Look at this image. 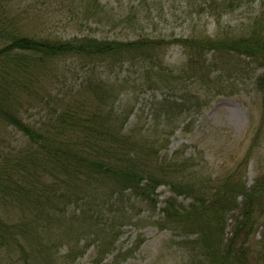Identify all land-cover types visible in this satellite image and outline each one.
<instances>
[{
    "label": "trees",
    "instance_id": "obj_1",
    "mask_svg": "<svg viewBox=\"0 0 264 264\" xmlns=\"http://www.w3.org/2000/svg\"><path fill=\"white\" fill-rule=\"evenodd\" d=\"M11 1L0 0V140L5 141L13 131L21 138L22 147L17 153L0 156V204L9 201L17 206L19 217L10 221L0 216V254L6 251L10 258L28 249L31 264H46L55 247L49 245L57 244L59 237L69 232L95 228L103 238H110L116 226L109 229L102 223L106 205L123 206L126 191L151 200L159 187L168 184L172 196L162 210L164 226L186 237L194 236L184 244L189 264H264V176L258 177L251 189L230 178L205 180L190 160L179 156L160 159V149L152 137L124 133L128 117H119L114 104L120 89L131 81L107 83L99 68L114 71L126 65L133 69L143 61L156 62L164 42L140 36L127 41L29 36L22 28L27 15L12 14L8 7ZM51 1L58 0L38 2L45 6ZM223 5L208 0L211 11ZM224 7L232 8V2ZM179 43L189 49L191 75L198 77L200 73V79L207 70L202 60L209 54L212 66L225 65L223 60L231 57L243 59L239 61L242 68L251 63L264 66L261 18L238 34L179 39ZM71 58L90 75L79 84L81 90L71 88L62 93L59 89L66 85V73L58 65ZM140 80L150 89L183 81L181 77L168 79L164 68L153 65L133 83L139 85ZM256 85L264 106V74ZM197 105L191 96L167 97L156 105L159 115L154 120L161 116L172 120L192 112ZM33 110H43L45 115L34 119ZM184 195L191 198L187 206L179 201ZM73 202L89 207L83 217L65 216ZM126 217L120 208L117 219ZM230 218L233 229L229 234ZM260 219L261 238L254 245L251 239ZM48 228L61 232L56 242L47 245L51 232H42Z\"/></svg>",
    "mask_w": 264,
    "mask_h": 264
},
{
    "label": "rangeland",
    "instance_id": "obj_2",
    "mask_svg": "<svg viewBox=\"0 0 264 264\" xmlns=\"http://www.w3.org/2000/svg\"><path fill=\"white\" fill-rule=\"evenodd\" d=\"M36 1L39 0H12L8 5L12 14L17 11L27 15L21 26L29 36L62 41L83 37L127 41L140 36L164 42L162 56L156 62L143 61L133 69L129 65L114 71L99 68L101 78L107 83L131 81L120 89L114 104L119 117H128L125 134L152 137L151 141L160 149V159L168 161L179 156L190 160L205 180L230 178L251 189L256 179L264 176V106L256 85L264 74V66L251 63L242 68L239 61L243 59L238 61L235 57L225 58V65L212 66L209 54L202 60L207 70L200 79V73L198 77L191 75L194 73L188 69L189 49L179 43V39L238 34L255 19L264 21V0H218V4L224 5L232 2V8L223 5L215 11L208 9V0H58L45 6ZM94 1L98 4L95 8ZM64 61L58 68L66 73V85L59 92L81 90L79 84L90 74L76 59ZM151 65L164 68L168 79L181 77L183 81L176 85H153L152 89L141 80L140 86L133 83ZM177 88L184 91L177 92ZM170 96H191L198 105L192 112L179 114L172 120L163 116L154 120L159 115L156 105ZM32 112L34 119L45 115L43 110ZM10 132L5 141L0 140V156L17 153L22 147L19 135ZM170 196L168 184L159 187L147 201L126 191L123 206H105L103 225L109 229L116 226L110 238H103L95 228H81L60 239L59 228H48L42 232L43 235L51 232L46 237L47 245L58 237L59 242L49 245L55 247L51 251L52 259L46 260V264H189L184 244L194 236L186 237L183 232L164 226L162 210ZM179 201L187 206L191 198L184 195ZM120 208L127 217L118 220ZM88 210L84 202H73L66 208L65 216L81 218ZM0 216L14 221L19 217V209L9 201H2ZM260 221L251 239L254 245L261 238ZM227 224L229 233L233 218ZM28 251L10 258V253L5 251L0 254V260L2 264H26Z\"/></svg>",
    "mask_w": 264,
    "mask_h": 264
}]
</instances>
